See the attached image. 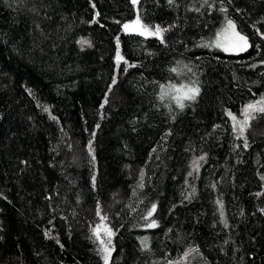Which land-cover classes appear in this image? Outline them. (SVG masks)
<instances>
[{"label":"trees","instance_id":"trees-1","mask_svg":"<svg viewBox=\"0 0 264 264\" xmlns=\"http://www.w3.org/2000/svg\"><path fill=\"white\" fill-rule=\"evenodd\" d=\"M176 3L142 6L145 22L177 25L165 47L122 32L116 21L135 17L130 0H0V264H103L90 238L98 203L116 231L112 264H166L193 247L191 264H264V117L252 122L245 148L225 115L264 94V65L247 66L264 59L256 34L264 32V0L225 3L253 44L240 55L196 46L221 26V12L199 0ZM117 35L138 67L124 73L122 63L108 93ZM81 40L92 47L81 50ZM194 79L201 95L190 108L160 100V85ZM151 203L159 227L145 230Z\"/></svg>","mask_w":264,"mask_h":264},{"label":"snow or ice","instance_id":"snow-or-ice-1","mask_svg":"<svg viewBox=\"0 0 264 264\" xmlns=\"http://www.w3.org/2000/svg\"><path fill=\"white\" fill-rule=\"evenodd\" d=\"M21 2H26V0H21ZM131 4L135 9V17L134 19L121 23L120 21H116V23L121 24V30L125 35H135L141 37L145 40L149 38H155L159 41L160 44L167 47V42L165 40V33L170 32L172 29L177 27L175 23H170L168 25L162 26L157 23L155 25L145 22L146 16L142 11L143 3L146 0H130ZM156 3H159V0H155ZM227 2L228 5H231L232 0H199L201 7L207 6L210 10L215 9L221 12L224 15V20L221 26L214 32L211 37L207 39H203L196 46L199 48H208V49H216L224 53H228L230 55H240L241 53L247 52L250 48L253 47V44L250 43V37L246 34H243L242 29H238L237 22L228 15V7L225 6ZM167 4L170 7H179L176 3V0H167ZM218 5V7H217ZM95 8V4L92 5ZM33 12H36L35 8L30 9ZM189 11L199 12L200 8L193 6L188 9ZM96 16H99V13H96ZM91 23H98V21L94 18ZM38 27V25H37ZM255 27V26H254ZM256 34L260 36L262 40H264V32H261L259 28H256ZM78 43L81 45V50H84V45L87 47H92L90 41L81 40ZM115 55H114V64L115 70L114 75L112 77L111 84L108 88V93L112 92L113 86H115L118 82V77L122 75L121 72V64L126 65L123 72L126 73L128 68L138 67L136 63H130L129 59L126 58L124 54H122L121 50V41L120 36L117 35L115 38ZM257 52L259 54L260 45H255ZM151 54V53H149ZM259 65H264V59L257 63H251L247 65L250 68L255 69ZM187 67V65L185 66ZM172 72H176V68L171 69ZM188 71L191 72L192 69L189 67ZM264 75V73H262ZM251 91V89H250ZM31 94V90H29ZM108 93L105 94V98L103 103L100 105L101 109L109 102L108 101ZM201 95V86L198 79L191 80L189 84H181L179 86L173 84L168 86L166 89L164 85H160V100L163 101L166 97H171V99L175 102V106L183 112L186 108H190L200 97ZM255 95V94H253ZM171 111V106H169ZM45 112H50L47 106L43 107ZM225 115L231 121V129L235 136V139L242 140L243 146L245 148L249 147L247 132L252 126V122L258 120L261 117H264V94H261L258 99L249 101L245 103L240 109L239 114L234 113L231 110L225 109ZM103 118V117H102ZM175 115L172 116V119L175 120ZM52 119H56L54 116ZM99 128V125H96ZM215 127H219L216 125ZM93 138L95 137V132H93ZM171 135V131L169 130L165 133V136ZM92 141L90 140L88 143V152L92 157V160H95L94 149L92 147ZM155 152V149L152 150ZM206 160V154L201 155L193 159L191 164V171H189L188 176L193 177V174H198L201 167V162ZM143 176L144 173L141 171L140 178L141 182L137 185L139 188H143ZM261 179L264 180V176H261ZM92 184L95 187L96 184V176L95 174L92 176ZM215 187V185H213ZM196 189L193 186L191 188V192L184 196V199L191 200V198L195 195ZM133 195H136L135 190L133 191ZM183 195V194H182ZM258 195H260L258 193ZM144 201L141 200L140 203ZM215 203L218 206V211L221 217V223L224 224V227H228L227 220L225 218L224 213V203L222 198H218ZM158 205L156 203H151L150 206L144 211L141 219L145 222L142 227L145 230L158 228L159 224L157 219L154 218V214L157 212ZM262 213H264V209H260ZM243 214V213H241ZM96 216L98 217V222L94 225H90V229L92 231L93 236L90 238H94L93 242H98L97 252L101 256L103 260V264H112V254L116 250L115 244L113 242V238L116 236V231H114L113 227L108 224V216L107 214H102V208L100 204H97L96 208ZM169 231H171L169 229ZM46 237L49 234L45 233ZM140 239L142 250L149 249V237L144 236L138 238ZM57 243L59 244V240L57 239ZM63 247V245H61ZM193 253L199 254V249L196 247L190 248L188 251H185L180 260H167L166 264H181V261L187 262V264H191L189 261V257L192 256Z\"/></svg>","mask_w":264,"mask_h":264},{"label":"rangeland","instance_id":"rangeland-1","mask_svg":"<svg viewBox=\"0 0 264 264\" xmlns=\"http://www.w3.org/2000/svg\"><path fill=\"white\" fill-rule=\"evenodd\" d=\"M239 29V28H238ZM244 34V33H243ZM224 53V52H223ZM226 54H228V53H226Z\"/></svg>","mask_w":264,"mask_h":264}]
</instances>
